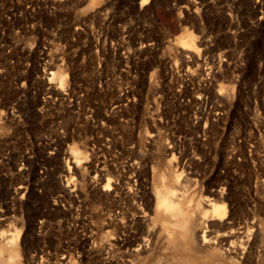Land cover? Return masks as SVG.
Instances as JSON below:
<instances>
[{"label": "rangeland", "instance_id": "rangeland-1", "mask_svg": "<svg viewBox=\"0 0 264 264\" xmlns=\"http://www.w3.org/2000/svg\"><path fill=\"white\" fill-rule=\"evenodd\" d=\"M140 1L0 0V239L22 264H167L164 236L133 251L167 173L198 221L227 203L214 234L261 230L221 264H264V0Z\"/></svg>", "mask_w": 264, "mask_h": 264}, {"label": "bare ground", "instance_id": "bare-ground-1", "mask_svg": "<svg viewBox=\"0 0 264 264\" xmlns=\"http://www.w3.org/2000/svg\"><path fill=\"white\" fill-rule=\"evenodd\" d=\"M141 2H147V0H142L140 1V3ZM195 40H196V35L192 31L183 32L181 35H179V43L183 46V48H186V49L193 50L196 47ZM203 55L204 54H202V56ZM187 57H189L188 54H187ZM226 57H227L226 55L225 57L224 55L223 56L219 55L217 57L218 59L216 58L213 64L210 63L206 66L204 65V61H203V65L205 67L202 70H204V73L207 75L206 77H209V78L212 77L215 74V72L220 69L219 65H222L224 62H226L227 60ZM199 58L201 59L202 57L200 56ZM244 58H247V56ZM246 60L247 59H245V61ZM260 60H261L260 62H262V59ZM237 61L239 62V60ZM260 64L261 63H259V65ZM241 65L243 64L241 63ZM57 71L59 72H57L58 75H56V77L58 76L57 78H59V81L62 85L66 80V73L64 70H60V69L59 70L57 69ZM242 87L244 88L243 85ZM73 152H74L73 154H74V158H76L75 159L76 161L78 160L79 157L83 156L81 150H78L77 148L74 149ZM166 175L167 173L161 174V181L159 185L155 187V193H156L155 195H156V203H157L156 218H159L161 220H158V219L154 220L152 225L148 226L147 230L145 231L146 233L137 240V244L133 248L134 252L147 249L149 246L151 247L150 242L153 239H155L156 241V238L158 240L160 237L162 238L164 236L165 237L163 241L165 242L164 247L168 249L169 248L172 249V254L168 257V259H165L164 261L167 264H181V263L183 264H221L224 261H227L226 259L236 260L237 257H240L241 255L243 256V254L245 253V250L250 246V244L253 243V241H251L252 238L254 237V238L259 239L261 230L256 226V223L254 220L252 221L253 229L251 230L250 229L240 230L237 228H231L229 230H226L225 232L214 234V230L213 228H211V226L214 225L215 220L218 221L217 224L220 226H227V227L232 226V221L228 218L229 215L227 212L228 211L227 203L223 200L214 201L212 199H209L208 197L205 203L206 205L210 206V209L205 210L202 215V218H200L201 216L199 217L201 220L198 221L197 220L198 216L192 217L189 214L187 210V206H184V204L181 201V196L180 195L173 196L172 193L173 192L175 193V191L170 186L171 184L170 185L168 184V176L166 177ZM183 198L184 197H182V199ZM210 198H213V197H210ZM188 203L189 201L187 202V204ZM197 204H199V202ZM190 207H192V205ZM202 207L204 208V206ZM201 210L202 208L199 211ZM151 215L153 214H150V217H147V218L152 219L153 217ZM195 215H197V213ZM14 235L16 234L14 233L11 236L7 234V235L2 236L0 239V264H22V260L20 256V249L16 241V236ZM128 260L130 262H133V260L131 259H128Z\"/></svg>", "mask_w": 264, "mask_h": 264}]
</instances>
